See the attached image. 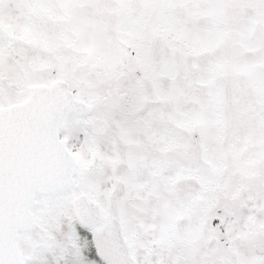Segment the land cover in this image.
Here are the masks:
<instances>
[{"label": "snow or ice", "instance_id": "1", "mask_svg": "<svg viewBox=\"0 0 264 264\" xmlns=\"http://www.w3.org/2000/svg\"><path fill=\"white\" fill-rule=\"evenodd\" d=\"M0 264H264V0H0Z\"/></svg>", "mask_w": 264, "mask_h": 264}]
</instances>
